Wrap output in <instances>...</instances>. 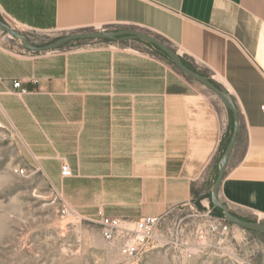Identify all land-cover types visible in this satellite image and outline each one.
Instances as JSON below:
<instances>
[{
  "label": "crops",
  "instance_id": "1",
  "mask_svg": "<svg viewBox=\"0 0 264 264\" xmlns=\"http://www.w3.org/2000/svg\"><path fill=\"white\" fill-rule=\"evenodd\" d=\"M0 18L55 38L129 27L163 39L233 100L239 130L218 200L264 223V0H0ZM143 68L99 52L25 53L0 35V125L49 176L63 159L72 176L91 172V186H118L108 217L192 208L206 202L232 114L190 78L145 83Z\"/></svg>",
  "mask_w": 264,
  "mask_h": 264
},
{
  "label": "rangeland",
  "instance_id": "2",
  "mask_svg": "<svg viewBox=\"0 0 264 264\" xmlns=\"http://www.w3.org/2000/svg\"><path fill=\"white\" fill-rule=\"evenodd\" d=\"M0 21L35 47H44L61 38L22 30L1 18ZM98 32L131 34L114 40L73 41L52 51L99 52L137 59L143 62L145 83L150 82L152 75L159 74L162 79L173 74L185 76L159 48L137 36L154 38L172 50L160 37L129 27H111ZM0 35L16 50L30 51L10 35L1 31ZM0 131V264H264V234L232 225L223 214L220 217L213 210L211 190L223 153L205 194L206 202H196L192 208H178L155 233L152 248L136 260L127 261L117 247L102 239L96 222L99 214L110 216L108 211L117 212L118 207L110 203L112 196L118 194V186L108 187L104 181L106 177L96 178L91 186V172H76L69 179H63L60 174L51 177L30 158L15 135ZM59 162L64 163L63 159ZM64 203L78 216H62L60 209ZM216 218L230 226L229 235L222 242L208 238L202 253L186 257L182 253L184 246L196 249V229L204 230L205 222Z\"/></svg>",
  "mask_w": 264,
  "mask_h": 264
},
{
  "label": "built area",
  "instance_id": "3",
  "mask_svg": "<svg viewBox=\"0 0 264 264\" xmlns=\"http://www.w3.org/2000/svg\"><path fill=\"white\" fill-rule=\"evenodd\" d=\"M36 83V80L32 81L33 85H36ZM13 88L21 89V82H13ZM32 92H35V89H32ZM25 93H27L25 90H20L19 94ZM262 113L264 114V109H262ZM0 130H6V128L0 125ZM23 172V170L19 171L20 174H23ZM60 176L62 178H69L72 176L66 163H62L60 167ZM60 214L62 216H78V214L65 203L61 206ZM208 214L209 212L206 213V216ZM169 215L170 213H164L157 217H141L135 221H131L99 214L96 222L100 226V235L102 239L110 245L117 247L120 255L127 261H134L152 248L155 241V233ZM229 233L230 226L223 219H210L205 222L204 230L198 227L195 231V237L198 238L196 249L192 250L184 246L182 253L188 258L202 253L207 247L206 241L208 238H214L218 242H222Z\"/></svg>",
  "mask_w": 264,
  "mask_h": 264
},
{
  "label": "water",
  "instance_id": "4",
  "mask_svg": "<svg viewBox=\"0 0 264 264\" xmlns=\"http://www.w3.org/2000/svg\"><path fill=\"white\" fill-rule=\"evenodd\" d=\"M0 31L3 33H6L10 35L12 38L17 39L18 41L21 42L24 48L32 51V52H49L52 50H55L62 45L73 42V41H79V40H105V39H111L114 40L119 36H122L124 34H131L129 32H117V33H102V32H84V33H77V34H70L63 36L54 42L44 46V47H35L31 45L27 41V39L20 35L19 33L15 32L8 26H6L4 23L0 21ZM140 39L143 41L150 43L152 45H155L157 48H159L165 55L166 57L172 62L173 66L182 74H184L186 77L190 78L191 80L199 83L202 85L204 88H206L208 91L213 93L226 107L227 110L230 111L232 114V129L231 133L227 142V145L225 147V150L223 152V156L218 164V175L216 178V181L213 185V188L211 190V203L213 207L219 209L222 211V214L224 218L227 220L228 223L232 225H236L238 227H241L243 229L249 230V231H254V232H259L264 234V225L258 222H248V221H243L240 219H237L233 217L227 208L221 204L218 200V190L219 186L221 184V181L223 179L224 173H225V168L227 166V162L229 160L230 154L232 152L233 146L235 144L238 130H239V118H238V113L237 110L234 106L233 100L221 89L216 87L210 79L203 77L196 73L195 71L190 70L187 68L180 57L171 49L165 47L163 44H161L158 40L144 36V35H138Z\"/></svg>",
  "mask_w": 264,
  "mask_h": 264
},
{
  "label": "trees",
  "instance_id": "5",
  "mask_svg": "<svg viewBox=\"0 0 264 264\" xmlns=\"http://www.w3.org/2000/svg\"><path fill=\"white\" fill-rule=\"evenodd\" d=\"M184 65H185L187 68H189L190 70L194 71V70L192 69V67H190L189 65H187V64H185V63H184ZM212 208H213V207H212ZM213 210L215 211V213H216L218 216L222 217V211H221V210H219V209H217V208H213Z\"/></svg>",
  "mask_w": 264,
  "mask_h": 264
}]
</instances>
